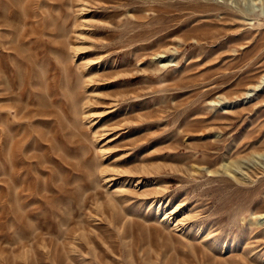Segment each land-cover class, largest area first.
I'll return each mask as SVG.
<instances>
[{"label": "rangeland", "instance_id": "374dc122", "mask_svg": "<svg viewBox=\"0 0 264 264\" xmlns=\"http://www.w3.org/2000/svg\"><path fill=\"white\" fill-rule=\"evenodd\" d=\"M0 264H264V0H0Z\"/></svg>", "mask_w": 264, "mask_h": 264}]
</instances>
